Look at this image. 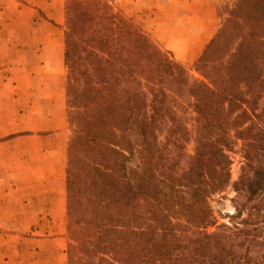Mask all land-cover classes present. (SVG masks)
<instances>
[{"label": "trees", "instance_id": "trees-1", "mask_svg": "<svg viewBox=\"0 0 264 264\" xmlns=\"http://www.w3.org/2000/svg\"><path fill=\"white\" fill-rule=\"evenodd\" d=\"M227 8L194 77L109 0L65 1L68 264H264V220L203 230L236 138L237 215L264 210V0Z\"/></svg>", "mask_w": 264, "mask_h": 264}, {"label": "rangeland", "instance_id": "rangeland-1", "mask_svg": "<svg viewBox=\"0 0 264 264\" xmlns=\"http://www.w3.org/2000/svg\"><path fill=\"white\" fill-rule=\"evenodd\" d=\"M66 0H0V89L3 101L0 110L3 115L10 111L6 103L10 93L20 92L23 96L16 116L19 121H28L34 133H46L49 130L62 131L67 157V145L72 134L67 118V98L65 83L67 68L64 62ZM237 0H235L236 2ZM115 9L132 19L163 50L170 51L194 77H201L195 69V62L206 45L216 34L223 20L228 16V8L234 1L219 0H109ZM53 74L61 79L58 86L64 89V101L61 112L51 103L50 93ZM34 91V104L27 107L30 93ZM262 101L257 112L261 111ZM24 108V109H21ZM29 108V111L26 110ZM190 113V110L187 112ZM15 117V113H11ZM191 114H188L190 117ZM4 121L0 135L25 129V124L7 125ZM33 123V124H32ZM192 120L188 126L193 130ZM249 122L246 124L248 125ZM22 125V126H20ZM193 133V131H192ZM234 134V132H233ZM194 142L188 144V151L193 152ZM3 149L0 150V152ZM246 140L236 138L228 151L231 159L230 180L226 189L214 193L209 204L212 209L211 222L205 229L211 233L219 225L233 227L242 219L250 222L264 220V210L248 209L237 215L234 197L237 192L235 183L239 180L246 161ZM137 159L129 164L135 165ZM10 162L7 159V165ZM67 162V158H66ZM0 161V182L8 183L10 176ZM9 193L0 192V199ZM8 202L0 201V206ZM5 217H0V222ZM52 220V218H50ZM68 218L60 223L20 224L18 240L10 237L9 223L0 224V264H68L67 249L70 242L67 230ZM64 237L60 240L58 237ZM42 238V239H29ZM45 238V239H43ZM48 252H41L40 249ZM59 249V253L51 250ZM59 259L61 262H59Z\"/></svg>", "mask_w": 264, "mask_h": 264}, {"label": "crops", "instance_id": "crops-1", "mask_svg": "<svg viewBox=\"0 0 264 264\" xmlns=\"http://www.w3.org/2000/svg\"><path fill=\"white\" fill-rule=\"evenodd\" d=\"M219 0H216L218 3ZM227 1V0H222ZM235 0H232V2ZM52 92L50 93L51 103L57 107L58 113L61 112V106L64 101V89L58 86L61 79L53 74ZM66 85V83H65ZM34 89L28 98L27 107L33 106ZM22 91L10 93L6 103L10 104V111L3 115L0 110V128L4 121L7 125L16 122V125L25 124L22 132L14 131L0 135V161L3 160L2 167L8 172L10 181L8 183L0 182V192L9 193L3 195L0 201L8 202L6 206H0V217H5L1 223L11 225L10 237L18 240L20 224H51L60 223L67 219V191H66V154L64 142L61 143L62 131L49 130L46 133H34L32 125L29 122L19 121L16 113L21 104ZM0 89V102L3 95ZM66 95V88H65ZM30 103H33L30 105ZM21 109H24L21 107ZM29 111V108H26ZM15 113V117L11 114ZM33 124V123H32ZM22 126V125H20ZM67 153V152H66ZM10 162L7 165V159ZM52 218V220H50ZM42 239V238H29ZM45 239V238H43ZM65 240L64 237H58ZM41 252H48L40 249ZM52 252L59 253V249H53ZM59 262L60 259H59Z\"/></svg>", "mask_w": 264, "mask_h": 264}]
</instances>
